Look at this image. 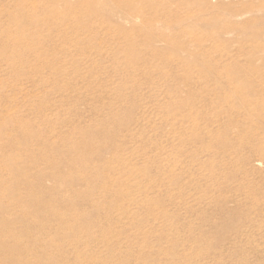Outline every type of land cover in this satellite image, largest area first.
I'll return each instance as SVG.
<instances>
[{"label": "rangeland", "instance_id": "obj_1", "mask_svg": "<svg viewBox=\"0 0 264 264\" xmlns=\"http://www.w3.org/2000/svg\"><path fill=\"white\" fill-rule=\"evenodd\" d=\"M182 2L0 0V264H264V11Z\"/></svg>", "mask_w": 264, "mask_h": 264}, {"label": "bare ground", "instance_id": "obj_2", "mask_svg": "<svg viewBox=\"0 0 264 264\" xmlns=\"http://www.w3.org/2000/svg\"><path fill=\"white\" fill-rule=\"evenodd\" d=\"M178 2H182V0H177ZM206 5L207 8H212L213 0H201ZM214 1H220V0H214ZM249 1H257V3L261 4V10L264 11V0H249ZM183 3V2H182ZM259 5V4H258ZM119 15V14H117ZM126 17L130 18L129 14H124ZM119 17V16H118ZM264 19V18H263ZM256 36V34H254ZM180 50V49H178ZM243 98L242 104L243 106H246L245 109L248 112H251L252 110H255V117L251 118L250 123L248 124V129L252 131V133L255 135L254 143H252L251 139L250 142L247 143V148L249 151H245V158H244V165L249 167L253 163L258 164V172H259V181L257 184H255L254 188H256V191L259 192L260 199H263L262 201H259L257 203H250V205H247L248 210L254 209L258 211L259 213H262L264 211V77L260 81L259 89L256 93V99L254 102H248L246 101V98ZM246 171H249L248 169ZM249 174L248 172H246ZM246 174V175H247ZM247 178V176H246ZM248 181V180H246ZM253 186L249 184V181L246 182V198H250L252 196V193L255 191V189H252ZM262 206V207H261ZM252 228L259 230L264 226V220L263 221H248ZM250 225V226H251ZM249 227V226H248ZM94 244L91 241H83L82 243H78L77 241L71 240V239H61L60 246H58L56 249L51 250V255L48 257H38L34 258V261L31 262L30 259H17V261H14V264H41V262L46 264H92L96 261L95 257H93L92 254H90V251L93 249ZM81 250H85V253L81 252ZM121 259V260H120ZM117 262L118 264H125V260L120 258ZM116 262V261H115Z\"/></svg>", "mask_w": 264, "mask_h": 264}]
</instances>
